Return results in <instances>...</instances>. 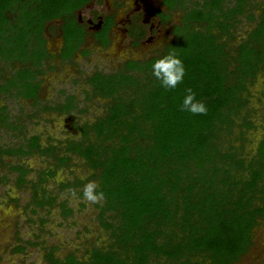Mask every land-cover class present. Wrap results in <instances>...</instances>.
I'll list each match as a JSON object with an SVG mask.
<instances>
[{"label": "trees", "instance_id": "16d2710c", "mask_svg": "<svg viewBox=\"0 0 264 264\" xmlns=\"http://www.w3.org/2000/svg\"><path fill=\"white\" fill-rule=\"evenodd\" d=\"M250 1L235 0L234 6L224 8L228 0H162L168 11L182 12L180 24L173 26V40L153 58L127 61L115 74L94 73L88 79L92 94L110 102L103 117L80 128L79 141L66 143L69 155L59 156L51 145L41 147L38 136L19 148L0 147V158L36 153L51 158L55 168L67 167L76 156L91 168L98 191L105 195L99 220L114 239L110 248L93 247L87 259L73 253L60 259L57 248L50 247L43 256L46 264H234L248 251L253 229L264 218V136L248 160L238 156L230 138L245 141L246 130L253 128L247 114L240 124L236 121L247 105L249 85L264 74V9L257 18L249 12L247 19L255 27L235 49L229 40L233 21L246 14ZM89 2L0 0V63L19 65L8 77L0 67V94L16 91L37 101L36 77L52 58L45 31L52 32L50 23L61 20L57 57L70 60L86 36L76 12ZM155 13L163 22L170 19L159 9ZM113 25L114 17L104 16L92 35L103 48L109 46ZM128 33L133 46L145 35L137 25ZM172 50L182 60L185 75L175 89L166 90L152 75L151 64ZM189 87L206 105V115L180 109ZM72 99L53 109L69 112ZM0 126L15 129L6 123L4 107ZM10 169L18 173L17 187L23 186L28 170L20 165ZM54 173L41 172L38 185L31 183L34 209L54 206V197L45 190L39 194ZM79 184L76 179L61 187ZM59 206L64 217L71 214L64 203Z\"/></svg>", "mask_w": 264, "mask_h": 264}, {"label": "rangeland", "instance_id": "374dc122", "mask_svg": "<svg viewBox=\"0 0 264 264\" xmlns=\"http://www.w3.org/2000/svg\"><path fill=\"white\" fill-rule=\"evenodd\" d=\"M234 3L235 0H228L224 8H231ZM156 9L168 14L170 19L163 22L155 13ZM246 9V14L238 15L230 29L229 46L233 49L255 27V21H249L247 15L250 12L257 18L264 9V0H252ZM107 15L114 17V25L109 32V46L103 48L92 35ZM181 15V11H168L162 0H90L76 12L77 20L85 27L84 42L67 61L57 57L62 47L61 20L50 23L54 30H46L44 37L52 58L42 64V73L36 77L40 83L37 101L16 95V91L0 94V108H5L6 123L15 126V129L0 126V147L19 148L32 136H38L41 147L51 145L59 156L69 155L64 150L66 143L79 141L82 137L80 128L103 117L110 102L109 98L92 94L88 79L94 73L105 76L115 74L123 69L127 61L143 62L159 55L164 46L173 40V26L180 24ZM50 24L47 27L52 26ZM132 25L141 27L145 33L135 46L128 33ZM0 67L4 76L8 77L19 65L4 66L0 63ZM67 97L73 98L71 110L66 113L55 111L53 108L63 105ZM245 98L247 105L236 122L240 124L247 114L253 128L246 130L245 141L234 137L230 140L238 156L248 160L255 154L257 143L264 136V74H259L249 85ZM237 132L238 128L235 129V137ZM15 165L28 170L26 183L21 187L15 183L18 173L10 169ZM54 166L51 158L36 153L30 156H1L0 264H46L43 256L50 247L57 248L55 255L60 259L69 253L79 259H87L88 251L93 247L109 249L114 243L111 232L99 220V206L103 200L92 204L82 197L85 184L95 181L98 185L97 179L92 177L91 168L73 155L67 167ZM50 169L54 170V176L43 183L39 194L45 190L56 199L55 204L53 207L34 209L31 183L38 185L40 173ZM76 179L80 182L78 187H61L62 184H72ZM72 189L76 190V196L71 194ZM61 203L70 209L69 216L62 215ZM109 215H105L107 222L112 221ZM17 246L23 251H16ZM234 264H264V218L258 220L253 229L252 245Z\"/></svg>", "mask_w": 264, "mask_h": 264}, {"label": "clouds", "instance_id": "9594fccd", "mask_svg": "<svg viewBox=\"0 0 264 264\" xmlns=\"http://www.w3.org/2000/svg\"><path fill=\"white\" fill-rule=\"evenodd\" d=\"M151 72L154 78L160 82L161 87L170 90L175 89L183 82L185 67L176 51L172 50L157 57L152 62ZM180 109L193 115H206L208 111L206 105L196 98V93L190 87L184 89ZM71 194L76 196V190L72 189ZM82 197L87 202L96 204L104 200L105 195L102 191H98V185L95 181H90L84 185Z\"/></svg>", "mask_w": 264, "mask_h": 264}]
</instances>
